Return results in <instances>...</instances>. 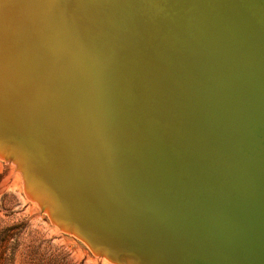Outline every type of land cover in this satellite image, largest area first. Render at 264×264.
I'll return each instance as SVG.
<instances>
[{
    "label": "water",
    "instance_id": "95a60500",
    "mask_svg": "<svg viewBox=\"0 0 264 264\" xmlns=\"http://www.w3.org/2000/svg\"><path fill=\"white\" fill-rule=\"evenodd\" d=\"M98 1H103L101 6L96 0H0V123L7 126H0V131L28 151L26 197L39 205L59 231L113 264H264L262 142L243 156L247 160L243 178L225 183L232 189L227 192L211 190L217 186L211 185L209 156L210 164L200 169L205 173L184 178L188 198L177 199L189 208L180 211L177 203L160 196L164 185L158 176L131 166L129 160L121 162L124 169L118 167L122 156L117 157L112 146L120 145V140L100 144L93 115L89 119L87 114L85 126L78 122L84 114L75 118L67 127L69 133L76 131L75 136L69 135L62 110L71 90L60 77L47 76L45 65L29 57L26 50L38 47L48 52L62 41L67 49L78 46L108 55L141 31L147 32L148 45L153 47L168 45L177 50L182 41L193 42L203 56L213 55L227 65L218 75L239 73L230 79L238 86L237 93L229 97L236 100L225 103L226 121L234 118L232 123L244 124L249 123L247 117L258 115L264 121V75L259 74L263 57L258 56L259 69L251 58L264 51V0H211V10L218 18L250 28L253 48L243 52L223 48L212 30L211 41L207 39L209 33L203 36L196 19H180L184 5L202 17L206 0H169V9L160 0L148 4L145 0ZM89 15L99 19H89ZM34 28L38 36L31 38ZM241 59L248 63L241 64ZM81 141L84 150L74 154L73 142ZM10 144L0 141V148L10 149ZM136 147H129L130 152L139 154ZM193 148L204 153L208 147L201 139ZM18 161L24 171L25 165Z\"/></svg>",
    "mask_w": 264,
    "mask_h": 264
},
{
    "label": "bare ground",
    "instance_id": "6f19581e",
    "mask_svg": "<svg viewBox=\"0 0 264 264\" xmlns=\"http://www.w3.org/2000/svg\"><path fill=\"white\" fill-rule=\"evenodd\" d=\"M96 1L100 6L103 3ZM150 1L145 0V3ZM160 1L164 3L165 9L171 6L169 0ZM180 7L183 10L180 19H196L203 36L209 33V40L211 30L214 31V36L225 45L223 48H239L240 52L253 48L249 38L250 28L229 22L225 17L218 18L211 10V0L202 4V17L191 13L188 8ZM88 18L99 19L90 15ZM37 36L38 29L34 28L29 37ZM40 36L43 37L41 28ZM147 39L146 31L135 33L132 35L133 42L121 44L116 53L108 55L98 49L78 46L67 49L62 41L48 52L40 51L38 47L26 50L29 51V57L45 65L43 68L47 76L60 77L62 84L66 85L68 91L71 90L62 110L66 129L68 125L72 126L73 120L79 115L84 114L78 121L83 126L88 116L90 119V115H93L94 131L98 130L100 144L105 145L118 138L123 148L120 145L112 146L116 147L117 157L122 156L117 161L121 163L129 160L133 164L131 166L146 169L158 176L164 185L159 189L160 196L177 203L178 209L185 212L189 206L177 199L188 198V193L184 191L187 188L184 178L199 172L205 173L204 169H200L204 163L210 164V156L213 174L211 185L217 186L211 190H232L225 186L242 180L243 162L247 163L243 156L249 155L251 147L260 145L259 142L264 146V121L259 115L247 117L249 123L243 120L244 124L232 123L234 118L226 121L228 117H223V113L228 111L225 103L236 100L235 96L229 97L237 93L238 84L230 79H235L239 74L233 73V77L229 74L218 75L227 66L224 62L217 61L213 55L203 56L200 52L202 49L199 50L193 42L182 41L177 50H172L168 45H148ZM175 52L180 58L172 54ZM263 52L259 50L258 55L252 54L251 58H255L252 65L256 69L260 66L258 56L263 57L264 64ZM183 58L192 62L188 63ZM243 62L248 63L241 59V64ZM210 66L211 75H208ZM183 72H187L189 78L182 77ZM259 74L264 75V68ZM0 124L6 126L5 122ZM67 131L69 133V129ZM74 132L69 135L75 136L72 135ZM201 139L208 147L203 149L206 150L204 153L193 148V143ZM0 141L11 142V149L17 156L16 162L19 159L22 166L25 165L23 171L18 163L22 173L28 177L27 149L1 131ZM73 143L76 144L74 154L84 150L83 141ZM223 145L228 150L225 153ZM129 147H136L140 153H131ZM227 153L232 157H228ZM164 161L169 164L161 165ZM123 164L118 167L124 169ZM217 173L223 177L219 178Z\"/></svg>",
    "mask_w": 264,
    "mask_h": 264
},
{
    "label": "rangeland",
    "instance_id": "374dc122",
    "mask_svg": "<svg viewBox=\"0 0 264 264\" xmlns=\"http://www.w3.org/2000/svg\"><path fill=\"white\" fill-rule=\"evenodd\" d=\"M5 148H0V264H113L52 225L25 194L26 176L15 151Z\"/></svg>",
    "mask_w": 264,
    "mask_h": 264
}]
</instances>
